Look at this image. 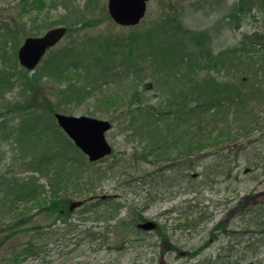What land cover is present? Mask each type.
I'll return each instance as SVG.
<instances>
[{"label":"rangeland","instance_id":"obj_1","mask_svg":"<svg viewBox=\"0 0 264 264\" xmlns=\"http://www.w3.org/2000/svg\"><path fill=\"white\" fill-rule=\"evenodd\" d=\"M19 1L0 0V27L1 21L15 17L21 10L16 6ZM107 1L43 0L38 17L32 12L19 15L16 29L12 27L16 33L6 38L5 44L0 41V77L6 82L0 83L2 188L13 183L12 189L20 194L28 186L43 188L33 202L17 201L11 211L0 201V264H264V226L257 228L253 225L259 221L257 212L264 203V97L262 102L253 106L256 107L253 112L246 110L248 119L256 116L258 132L247 135L240 131L233 133L234 141L230 144L235 148L229 153V160L236 170L231 177L215 173L211 181L197 178L177 185L173 187L172 194H148V185L142 182L151 177L158 179L154 171L171 164L172 160L168 162L167 157L156 159L155 156L146 158V142L133 130L134 117L128 119L122 107L104 93L106 91L100 89L89 93L87 85L75 78L72 72L54 80L51 77L49 82L43 70L48 55L34 72L22 68L17 57L18 49L27 37L38 38L59 26L66 27L69 33L56 48L71 42L94 41L101 44L102 40L134 38L144 30L171 22L173 30L176 24H181L192 32L206 31L211 36L214 52L236 51L245 59L247 51H239L238 42L243 37L261 35L264 18L243 0H150L144 20L131 29L119 27L111 21L107 14ZM99 44L93 48L87 46L85 54L101 51V57L112 64L110 53L103 51ZM261 51L252 48L249 58H261ZM125 54L128 55V51ZM133 57L138 58L135 53ZM118 59L117 55L116 61ZM147 64L151 65L150 60ZM196 72L198 79L207 76L198 66ZM40 75L42 81H34V77ZM237 75L243 76L244 73ZM149 82L150 79L146 78L145 84ZM65 91H70V95H64ZM83 91L87 97L82 95ZM162 93L158 89L149 91L142 100L157 104ZM64 110L67 111L62 112ZM54 112L115 120L113 128L106 134L112 154L87 172L95 178L93 185L96 190L90 194L95 197L91 203H98L101 196H112L121 205L118 211L114 207H100L83 214L82 207H79L70 219L63 221L49 209V204L57 196L62 195L66 201L64 192H61L64 181L59 183L55 176L49 182L46 176L31 173L27 167L30 154L24 153L17 142L23 124L31 119L50 120ZM54 125L57 126L56 123ZM22 132L23 139L28 134L27 127ZM228 141L225 137L222 140L217 138L202 145L194 144L191 149L199 156L205 155L202 163L215 159L212 164L214 170L217 162L223 160L220 157L228 153L227 150L223 153L224 147H229ZM33 143L35 145L36 142ZM36 151L40 152V148L37 147ZM217 151L219 156H212ZM68 155L75 158L69 152ZM75 168L80 170L77 165ZM133 179L139 183L130 185L142 183L138 189L139 196L133 194L132 187L128 186ZM70 197L67 205L78 199ZM142 220L155 221L158 228L152 233L139 232L136 224ZM222 224L224 228L214 232L217 239L211 243V230ZM87 231L95 232L97 240L89 242ZM30 239L34 241L36 250L41 248L39 253L35 251L36 256L27 251L26 243Z\"/></svg>","mask_w":264,"mask_h":264},{"label":"trees","instance_id":"obj_2","mask_svg":"<svg viewBox=\"0 0 264 264\" xmlns=\"http://www.w3.org/2000/svg\"><path fill=\"white\" fill-rule=\"evenodd\" d=\"M243 1H248L249 8L256 9L264 18V0ZM42 3L43 0H20L16 6L21 10L15 17L1 21L0 30L3 34L0 35V41L5 44L6 38L9 39L16 33L12 27L16 29L15 24L20 19L19 15L32 12L37 13L38 17L41 11L39 5ZM173 27L171 22H165L163 26L157 25L153 29L144 30L134 38L102 40L101 44L94 41L71 42L60 48L54 47L56 49L52 48L47 54L43 69L44 77L48 78L49 82L51 77L54 80L72 72L75 78L87 85L89 93H96L100 89L106 91L104 93H108L109 99H114V102L122 107L128 119L134 117L133 130L146 142L144 145V151H147L146 158L155 156L156 159L167 157L168 162L172 160L171 164L154 171L158 179L151 177L147 182H142L148 185V194H152L151 192L172 194L173 187L177 185L197 178L211 181L215 173L231 177L236 170L229 160V153L235 148L230 144L234 141L233 133L240 131L247 135L258 132L256 116L248 119L246 110L250 109L253 112L256 109L253 106L262 102L261 99L264 97V29L261 35L240 39L239 51H247L248 57L244 59L236 51L214 52L211 36L206 31L192 32L184 29L181 24H176L174 30ZM96 44L102 46L103 51L110 53L112 64L101 57V51H97V54L95 51L85 54L87 46L93 48ZM252 48L262 50L261 58H249L251 54L249 51ZM126 51L128 55L125 54ZM134 53L141 60L134 59ZM145 59H149L151 65L148 66L149 60ZM144 60L146 63L143 64ZM197 66L207 76L198 79ZM242 72L244 77L237 75ZM221 74L223 76H220ZM34 78L38 83L42 81V75ZM146 78H149L150 82L145 84ZM23 79L26 81V76ZM0 83H6L3 77H0ZM157 89L163 92L157 104L142 100L145 99L143 97L147 92ZM68 93L70 91H65L64 95L69 96ZM82 95L88 96L84 91ZM112 119V123L115 124V120ZM54 124V116L50 120L31 119L21 127L17 142L22 146L24 153L30 154L27 167L31 173L42 174L49 182H52L55 176L59 178V183L61 180L64 181L61 183V192H64L66 201H63L62 195L57 196L49 204V209L57 213L58 219L63 221L70 219L75 214V211H70L66 204L71 195L78 197V200L86 201L81 206L83 214L94 212L100 207H114L113 209L118 211L121 205L112 196L98 198V203H91L93 199L89 198L95 197L90 196L96 190L93 185L95 178L87 171L97 164L88 162L87 157L64 133L62 134L58 125ZM24 127H27L28 134L22 139L21 132ZM224 137L229 140L227 143L229 147H224L223 153L225 150L228 153L220 157L223 160L217 162L214 170L212 164L215 159L210 163H202L201 159L205 155L199 156L198 153L192 152L194 144L202 145L213 139L222 140ZM33 142H36L35 145ZM37 147L40 148L38 153ZM68 152L75 158H69ZM215 155L219 156V152H214L212 156ZM76 165L80 170L75 168ZM196 169L202 171L197 172ZM61 170L64 173L60 174ZM98 173V170L95 171L96 176ZM132 182H139L133 179L128 183L129 188L132 187V193L139 196L138 189L142 183L130 185ZM2 186L3 183L0 181V201L10 208L9 211L14 209L17 201L33 202L35 195L37 197L43 191L42 186L32 185L20 194L12 189L13 183L5 184V188ZM191 187L194 188L193 186L189 188ZM123 192H126V189ZM258 211L259 221L253 224L257 228L264 226V203ZM219 227L223 229L224 224ZM86 236L89 242H94L98 238L92 231H87ZM34 244L31 239L26 243L27 251L36 256L35 251L39 253L41 248L36 250ZM187 254L190 255L191 252Z\"/></svg>","mask_w":264,"mask_h":264},{"label":"water","instance_id":"obj_3","mask_svg":"<svg viewBox=\"0 0 264 264\" xmlns=\"http://www.w3.org/2000/svg\"><path fill=\"white\" fill-rule=\"evenodd\" d=\"M149 0H108L107 13L111 20L119 26L133 27L144 19ZM67 33V28L59 26L48 30L40 37H27L18 49V61L28 71H33L47 54L50 48L59 44ZM55 121L66 133L74 145L88 156L90 162H97L111 154V145L106 139V133L112 124L108 120H101L84 116H69L55 113ZM83 204V201L71 202L69 209L73 211ZM138 229L153 231L157 225L153 221L138 224Z\"/></svg>","mask_w":264,"mask_h":264},{"label":"flooded vegetation","instance_id":"obj_4","mask_svg":"<svg viewBox=\"0 0 264 264\" xmlns=\"http://www.w3.org/2000/svg\"><path fill=\"white\" fill-rule=\"evenodd\" d=\"M219 226H217V228H215V230H213V229L211 230V233H212L211 239H210V242L211 243L215 242L216 239H217V236H215V233L214 232L221 231V228ZM226 252L229 254L228 248H227V251ZM186 253H188V252H186ZM186 253H181V254L182 255H186Z\"/></svg>","mask_w":264,"mask_h":264}]
</instances>
